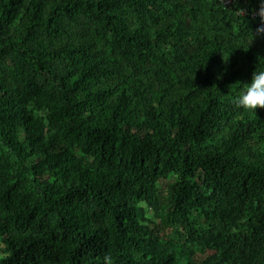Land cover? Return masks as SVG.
Masks as SVG:
<instances>
[{
	"label": "trees",
	"instance_id": "trees-1",
	"mask_svg": "<svg viewBox=\"0 0 264 264\" xmlns=\"http://www.w3.org/2000/svg\"><path fill=\"white\" fill-rule=\"evenodd\" d=\"M256 10L0 0V264H264Z\"/></svg>",
	"mask_w": 264,
	"mask_h": 264
},
{
	"label": "clouds",
	"instance_id": "clouds-1",
	"mask_svg": "<svg viewBox=\"0 0 264 264\" xmlns=\"http://www.w3.org/2000/svg\"><path fill=\"white\" fill-rule=\"evenodd\" d=\"M232 103L240 109L255 111L264 108V70L253 71L249 81H243ZM103 264H114L111 255L105 254Z\"/></svg>",
	"mask_w": 264,
	"mask_h": 264
},
{
	"label": "built area",
	"instance_id": "built-area-1",
	"mask_svg": "<svg viewBox=\"0 0 264 264\" xmlns=\"http://www.w3.org/2000/svg\"><path fill=\"white\" fill-rule=\"evenodd\" d=\"M223 4L225 5H232L234 0H220ZM240 13H243V14H246L247 11L246 10H241ZM252 16H259L262 20V24H261V29L263 30L264 32V10H256V11H253Z\"/></svg>",
	"mask_w": 264,
	"mask_h": 264
},
{
	"label": "rangeland",
	"instance_id": "rangeland-1",
	"mask_svg": "<svg viewBox=\"0 0 264 264\" xmlns=\"http://www.w3.org/2000/svg\"><path fill=\"white\" fill-rule=\"evenodd\" d=\"M205 255H197V259L201 260L204 258Z\"/></svg>",
	"mask_w": 264,
	"mask_h": 264
}]
</instances>
